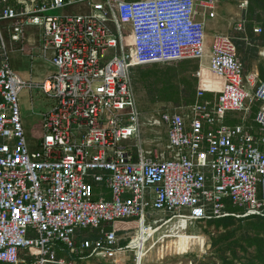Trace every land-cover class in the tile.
<instances>
[{
  "label": "built area",
  "instance_id": "1",
  "mask_svg": "<svg viewBox=\"0 0 264 264\" xmlns=\"http://www.w3.org/2000/svg\"><path fill=\"white\" fill-rule=\"evenodd\" d=\"M218 1L0 0V264L115 262L131 249L102 231L116 220L137 218L147 238L172 223L264 216V81L231 38L216 36L206 57L198 7L212 17ZM31 28L54 68L41 82L9 65L5 34L22 44ZM187 60L199 63L187 112L144 117L131 70ZM32 90L54 104L30 149L18 94ZM142 127H164L165 149L143 150ZM83 229L102 237L77 247Z\"/></svg>",
  "mask_w": 264,
  "mask_h": 264
},
{
  "label": "rangeland",
  "instance_id": "2",
  "mask_svg": "<svg viewBox=\"0 0 264 264\" xmlns=\"http://www.w3.org/2000/svg\"><path fill=\"white\" fill-rule=\"evenodd\" d=\"M240 1L241 0H230L225 3V5L221 3L219 5L220 7L217 10L218 20L220 21V23H225V28L227 25V20L232 24L231 26H228L230 29H227V31L229 37H231V39L234 41H237L235 40V36L238 35L240 31L235 29L233 30V25L236 26V24H240L243 28H245L244 26H246L248 22L247 20H245L247 9L242 10L241 8H239V6L237 7ZM229 4L234 7V10H232L230 13H228V10L230 8V6H228ZM67 11L73 12V10ZM220 16L221 18L222 16L228 18L221 19ZM254 26H257L261 29L259 34H255L252 29V34H255L254 36L259 37L262 33H264V21L259 22L258 24L254 22L253 28ZM25 33L27 39L22 44L17 43V48H20L21 52L11 51V47L15 45V43L10 42L5 34V40L8 46L9 65L10 68L21 78L32 79L34 82H41L47 76L54 73V68L48 62L42 59L43 52L41 45L38 44L39 36L37 33V29H27ZM244 33L245 35H247L244 40L249 43L250 39L248 38V34L245 31ZM29 40L33 41L34 45L31 44ZM255 44L256 46L258 45V43ZM248 48L251 49V47ZM250 49H248L249 52ZM257 49L260 52V55L258 56L262 57V59L264 60V48L261 47L259 49L258 47ZM239 59L243 64L244 70H257V64L259 63V61L256 60L250 64V62L242 61L241 57H239ZM154 66L163 68L167 67V65H152L143 68H135L131 73V78L133 77V87L135 89V94L143 115L146 118H149L150 115L155 111L174 109L176 107H181V109L183 110L184 107L188 105L184 103L188 101L189 96H187V94L179 100L178 104L173 101L152 100L151 97L147 95L146 85L138 79L139 71H145L148 68H153ZM173 67L177 69L173 70V74H171V76H173V82H178L180 79H183L185 77H188L189 80H193L192 73L196 69L195 62H188L186 64L179 65L177 64V66ZM18 104L20 108V117L25 136L27 138L30 149H32L33 144L36 143L37 139L41 136L42 115L53 106L54 102L52 101V99H49L45 95H43L41 91L32 90L31 92L21 91L18 94ZM249 119H247L248 123ZM164 130V127H142L141 142L143 150L151 148H157V150L160 152L161 150H164L169 142L168 136L166 135V132ZM156 131H161V135H156ZM94 199H96V195ZM153 218L155 217L152 216L151 219ZM149 223L150 220H146V224ZM244 223H247L245 224V228H250V230H252V227L250 225L251 223H255V220H246L244 221ZM101 229L102 231L114 229L119 240L118 244L121 247L131 245L133 243H131V241L133 240L138 241L137 218H131L128 220H116L111 223H105L103 224ZM101 229L80 230V233L76 238L75 245L78 247L83 237L90 240L102 237ZM263 230V228H260L259 231ZM216 233V228L212 225H209L208 223L193 224L188 226V228L185 230H183L178 224L172 223L169 227H165L161 231L147 236L146 241L144 242L143 249L141 247L139 248V258H142L141 264H220L218 256L214 253V248L211 247V237ZM260 236L264 238V232H261ZM140 244L141 242L139 243V245ZM252 250L253 248H250L249 252ZM136 256L137 249H124L118 254V256L116 257V261L109 264H136ZM240 256H242V253H240ZM242 257L243 258L240 259V261L245 262L246 257L244 255ZM235 263L240 264L239 261H236Z\"/></svg>",
  "mask_w": 264,
  "mask_h": 264
},
{
  "label": "trees",
  "instance_id": "3",
  "mask_svg": "<svg viewBox=\"0 0 264 264\" xmlns=\"http://www.w3.org/2000/svg\"><path fill=\"white\" fill-rule=\"evenodd\" d=\"M246 9L245 20L248 21L247 25L244 26L245 28L242 31L239 30L238 35L235 36L237 41H232H234L237 55L241 57L242 61L250 62V64L256 60L259 61L257 71L261 80L264 81V60L258 56L257 49L260 46L264 47V33L259 37L252 34L253 23L258 24L264 21V0H254ZM244 31L248 34L249 43L244 40L247 37ZM255 43H258V45L256 46ZM248 47H251V49ZM248 49H250V52ZM188 62L184 61L179 64ZM173 66H167L166 68L154 66L151 69L139 71L138 79L146 85L147 95L152 100L173 101L178 104L179 100L187 94L189 98L184 103L191 104L195 94V80H189L188 77H185L178 82H173L171 74H173V70H177ZM254 112H256L255 108L252 109L250 115L249 122L251 124V117ZM246 220H255V223L250 225L252 230L245 228L247 223H244V221ZM205 223L214 226L217 230V233L211 237V247L214 248V253L218 256L220 264H236V261H239L240 264H264V238L260 236L264 230L259 231L260 228L264 229V216H248L237 219L236 217H225L209 220ZM250 248H253V250L249 252ZM240 253L246 257L245 262L240 261L243 258Z\"/></svg>",
  "mask_w": 264,
  "mask_h": 264
},
{
  "label": "crops",
  "instance_id": "4",
  "mask_svg": "<svg viewBox=\"0 0 264 264\" xmlns=\"http://www.w3.org/2000/svg\"><path fill=\"white\" fill-rule=\"evenodd\" d=\"M228 1H230V0H221V1H218V2H216V5H215V8H214V10H213V13H214V15L212 16V17H210L209 15H208V11H206L205 9H203V8H201L200 6L198 7V11H199V17H198V19L200 20V21H203V23H204V25H205V52H206V57L208 58L209 57V54H210V52H211V46H212V44H213V41H214V39H215V37L216 36H226V37H228V38H231V37H229V34H228V31H227V29H230L228 26H231L232 24L230 23V22H228V20L226 21L227 22V25H226V28H225V23H220V21L218 20V12H217V10H218V8L220 7L219 5L221 4V3H223L224 5H225V3H227ZM228 6H230V8H229V10H228V13H230L232 10H234V7L231 5V4H229ZM228 6H225V7H228ZM239 5H237V7H238ZM239 8H240V6H239ZM247 8V7H246ZM246 8L245 9H242V10H246ZM220 18H221V16H220ZM219 18V19H220ZM223 18H228V17H224V16H222V18L221 19H223ZM255 27H257V26H254V28ZM253 28V29H254ZM240 30V31H242L243 30V27H242V25H240V24H236V26H234L233 25V30ZM211 30H213V31H211ZM232 40V39H231ZM30 41V43L31 44H33L34 42L33 41H31V40H29ZM233 42V41H232ZM234 43V42H233ZM39 44V43H38ZM235 44V43H234ZM34 45V44H33ZM261 47H259V49H260ZM264 48V47H263ZM11 51H20L21 52V50H20V48L18 49L17 48V43L15 44V45H13L12 47H11ZM258 55H260V52H259V50H258ZM262 58V57H261ZM43 59V58H42ZM187 61H189V62H195V64H196V69H195V71L192 73V77H193V79L195 80V93H196V85H197V79H196V77L194 76V74H195V72L197 71V70H199V63L197 62V61H194V60H187ZM181 62H184V61H180V62H175V63H169V64H151V65H145V66H140V67H135V68H143V67H146V66H152V65H161V66H165V65H167V66H173V65H177V64H179V63H181ZM207 65H208V61H205L204 63H203V65H202V69L203 70H207ZM134 69V68H133ZM248 71H250V69L248 70ZM251 71H253V72H257L258 73V71L256 70V69H251ZM131 73H132V70H131ZM32 80V79H31ZM131 80H132V78H131ZM132 86H133V83H132ZM133 89H134V87H133ZM134 93H135V89H134ZM135 97H136V94H135ZM215 97H216V95H213V94H208L207 96H206V98L207 99H210L211 101L213 100V103H214V99H215ZM136 100H137V97H136ZM195 101V94H194V100H193V102ZM192 102V103H193ZM191 103V104H192ZM137 104H138V106H139V103H138V100H137ZM191 104H188L187 106H185L184 107V109L182 110L181 109V107H176V108H174V109H166V110H171V111H178V112H187V107H189ZM139 109L141 110V108H140V106H139ZM182 110V111H181ZM162 111H165V110H162ZM141 112H142V110H141ZM155 112H161V111H155ZM155 112H153V113H155ZM142 114H143V112H142ZM183 114V113H182ZM144 116V115H143ZM145 117V116H144ZM250 120V119H249ZM251 121H252V124H251V122H247V124L249 125V126H251V127H253V128H255L256 127V125H255V123H254V120H253V116L251 117ZM229 124H233L234 122H228ZM156 133V135H161V131H156L155 132ZM155 141V140H154ZM34 145V144H33ZM126 233V232H125Z\"/></svg>",
  "mask_w": 264,
  "mask_h": 264
},
{
  "label": "bare ground",
  "instance_id": "5",
  "mask_svg": "<svg viewBox=\"0 0 264 264\" xmlns=\"http://www.w3.org/2000/svg\"><path fill=\"white\" fill-rule=\"evenodd\" d=\"M145 241H146V237L141 238V237L139 236L138 241H134V242L130 245L131 249H137V256H138V258H137V260L135 261L136 264H138V262H139V264H141V259H142V258H139V248H140V247H141V248L143 247L142 244H143V242H145ZM140 242H141V244L139 245Z\"/></svg>",
  "mask_w": 264,
  "mask_h": 264
}]
</instances>
